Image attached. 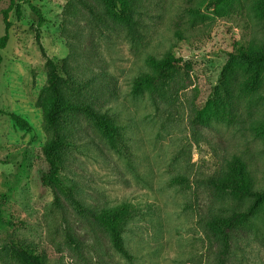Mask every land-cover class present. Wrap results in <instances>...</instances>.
Listing matches in <instances>:
<instances>
[{
  "label": "rangeland",
  "instance_id": "1",
  "mask_svg": "<svg viewBox=\"0 0 264 264\" xmlns=\"http://www.w3.org/2000/svg\"><path fill=\"white\" fill-rule=\"evenodd\" d=\"M27 1L45 22L38 27L20 2L1 51L0 264H23L12 246L42 264H216L207 220L249 202L219 198L216 180L236 156L252 189H264V67L253 90L242 87L248 73L240 66L229 89L221 77L229 53L264 47L262 0H134L129 25L113 18L105 0ZM8 5L0 0V36ZM167 53L182 61L165 68L161 88L135 92L134 80L150 72L147 57ZM46 57L69 79L62 101L107 115L115 128L109 140L79 113L56 127L68 143L57 152L60 187L41 181L47 136L36 100ZM205 105L213 111L198 123ZM122 205L127 258L95 218ZM228 235L221 264H264V206Z\"/></svg>",
  "mask_w": 264,
  "mask_h": 264
},
{
  "label": "trees",
  "instance_id": "2",
  "mask_svg": "<svg viewBox=\"0 0 264 264\" xmlns=\"http://www.w3.org/2000/svg\"><path fill=\"white\" fill-rule=\"evenodd\" d=\"M28 4L31 11L36 15L38 21L37 26L40 27L45 22L41 11L27 0H19ZM20 2L17 0H9V5L2 11L3 34L0 36V68L2 62L1 51L6 47L9 40V30L11 23L8 21L10 11L14 10L16 18L21 17ZM134 0H105L109 12L117 21L129 25L134 23L132 12ZM257 7L264 10V0L257 1ZM42 52L44 50L40 46ZM181 58L167 53L162 58L149 56L146 63L150 68V72L138 76L133 82V90L139 92L144 88H153L155 83L161 88L164 80L168 77L165 68L181 63ZM235 66H240L248 73L247 78L243 81L242 87L246 90H253L260 81V75L264 67V47H238L235 53H229L228 59L222 67L221 77L225 89H229L232 85L233 77L231 73ZM46 81L41 88L36 100V105L41 109L42 113V129L46 133V141L42 147V154L48 166V174L42 178L44 185H55L60 187L59 180V158L57 152L68 147V143L63 141L56 133V127L60 123H67L69 117L79 113L87 120L91 121L98 130L109 140H111L115 128L110 123L107 115L90 108L87 105L71 104L63 102L61 99V87L69 86V79L61 77L57 71L56 64L48 57L45 60ZM213 111L211 105H205L199 109L194 116L195 121L204 123L206 117ZM19 129H27L28 123L13 113H4ZM261 131L264 133V124L261 125ZM215 191L219 198L228 195L234 198L248 199L249 202L243 209L233 211L229 215H214L206 222V229L218 247L216 254V264H221L224 256L229 248L228 232L232 229L239 228L244 225L250 217H252L258 209L264 206V189L253 190L250 184V177L246 165L240 158L234 156L228 163L227 169L215 182ZM127 207L122 205L110 211H104L95 215L96 220L108 232L111 246L118 254L123 257H129L125 250L119 231V223L121 218L126 214ZM15 256L23 264H42L40 258L25 250L12 246Z\"/></svg>",
  "mask_w": 264,
  "mask_h": 264
}]
</instances>
